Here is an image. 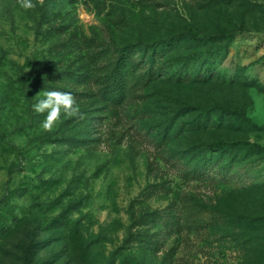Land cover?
Returning a JSON list of instances; mask_svg holds the SVG:
<instances>
[{
  "label": "rangeland",
  "instance_id": "374dc122",
  "mask_svg": "<svg viewBox=\"0 0 264 264\" xmlns=\"http://www.w3.org/2000/svg\"><path fill=\"white\" fill-rule=\"evenodd\" d=\"M262 126L264 0H0V264H263Z\"/></svg>",
  "mask_w": 264,
  "mask_h": 264
},
{
  "label": "clouds",
  "instance_id": "9594fccd",
  "mask_svg": "<svg viewBox=\"0 0 264 264\" xmlns=\"http://www.w3.org/2000/svg\"><path fill=\"white\" fill-rule=\"evenodd\" d=\"M16 3L24 10L35 9L38 4L43 6V0H16ZM42 95L44 98L32 104L31 107L37 114H46L40 125L45 132L53 131L61 122L62 116L68 119L83 120L85 118L76 97L71 92L47 90L43 91Z\"/></svg>",
  "mask_w": 264,
  "mask_h": 264
},
{
  "label": "trees",
  "instance_id": "16d2710c",
  "mask_svg": "<svg viewBox=\"0 0 264 264\" xmlns=\"http://www.w3.org/2000/svg\"><path fill=\"white\" fill-rule=\"evenodd\" d=\"M187 33L189 34V36L191 37V38H197L198 36H197V34L194 32V31H192V30H189V31H187ZM206 37H211V35H209V34H206ZM117 74V73H116ZM115 74V76H113V79L114 80H120L121 78H122V76H120V75H116ZM112 93L114 94V95H119L120 97H123V95H124V91H123V89L122 88H120L119 86H114L113 87V89H112ZM262 128L264 129V126H262ZM69 140V139H68ZM236 145H232V144H227V143H224V142H220V143H217V144H211V148H212V150H224V149H226V148H228V149H233L234 147H235ZM254 149H258V150H260V151H264V147H261V146H258V145H253L252 146ZM195 173H200V170L199 169H197V170H195ZM264 264V263H263Z\"/></svg>",
  "mask_w": 264,
  "mask_h": 264
}]
</instances>
